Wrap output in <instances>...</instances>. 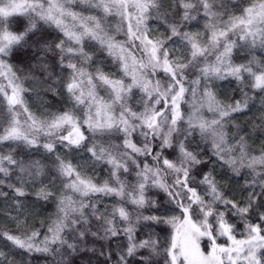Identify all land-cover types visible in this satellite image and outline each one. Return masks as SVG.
Wrapping results in <instances>:
<instances>
[{
    "label": "snow or ice",
    "instance_id": "snow-or-ice-1",
    "mask_svg": "<svg viewBox=\"0 0 264 264\" xmlns=\"http://www.w3.org/2000/svg\"><path fill=\"white\" fill-rule=\"evenodd\" d=\"M256 100L264 134V0H0V196L56 207L0 243L39 264H264V147L237 115Z\"/></svg>",
    "mask_w": 264,
    "mask_h": 264
},
{
    "label": "trees",
    "instance_id": "trees-1",
    "mask_svg": "<svg viewBox=\"0 0 264 264\" xmlns=\"http://www.w3.org/2000/svg\"><path fill=\"white\" fill-rule=\"evenodd\" d=\"M150 23L155 28L158 24L157 21L153 20ZM195 30V29H193ZM162 75V74H161ZM217 85V94L219 98L225 102H227L234 95H238V93H234L233 89L235 88V82L229 83V81H216ZM32 103H38L33 99ZM67 99L60 100L58 97H53L49 94L48 96V111L45 114H50L59 108L60 110H64L67 106ZM255 107L252 109L250 113L247 114H237L238 122L243 126L247 125L246 131L249 134V144L251 148L255 152H259V150L264 147V134L253 131L252 126L248 124V121L255 120L259 117L260 101L256 100ZM36 111V109H33ZM41 112L44 109H40ZM43 150L41 149V153ZM40 154H37L39 156ZM215 174L218 178L221 179V184L226 185L229 183L228 177L231 175L230 173H225L223 170L217 168ZM107 175L106 172L101 171L100 168L96 170V177L98 180H102ZM15 177H13V180ZM240 179V184H236L235 179L231 181V191L230 195L235 194L237 198H239L240 188L243 185V179ZM3 191L8 192V196H0V232L11 230V231H23L24 229L18 228L17 220L19 219L20 224H23L24 221H27L28 230H40L42 233L47 231V225L51 222L52 219L55 218L56 207L54 203L47 204L43 201L38 204H33L32 202L35 200L33 196H29L27 198H22L21 202L24 205L23 208L18 207L14 197V193L8 188H3ZM160 196L163 198V193H160ZM206 247V242H205ZM0 251L4 252L8 260L4 261V264H39L40 261L43 260V257L37 255L33 258H29L26 253H21L19 250L13 248L8 244L7 241H3L0 243ZM0 259H3L0 257Z\"/></svg>",
    "mask_w": 264,
    "mask_h": 264
}]
</instances>
